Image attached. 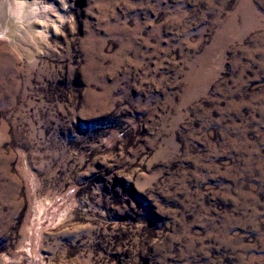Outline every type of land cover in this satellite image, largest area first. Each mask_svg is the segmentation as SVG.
I'll use <instances>...</instances> for the list:
<instances>
[{"label": "rangeland", "instance_id": "rangeland-1", "mask_svg": "<svg viewBox=\"0 0 264 264\" xmlns=\"http://www.w3.org/2000/svg\"><path fill=\"white\" fill-rule=\"evenodd\" d=\"M27 1L0 264H264V0Z\"/></svg>", "mask_w": 264, "mask_h": 264}, {"label": "bare ground", "instance_id": "bare-ground-1", "mask_svg": "<svg viewBox=\"0 0 264 264\" xmlns=\"http://www.w3.org/2000/svg\"><path fill=\"white\" fill-rule=\"evenodd\" d=\"M27 4H29L27 0H0V35L10 39L14 47H20L25 34L32 40L38 35L34 25L27 29L23 23H20L25 19Z\"/></svg>", "mask_w": 264, "mask_h": 264}]
</instances>
